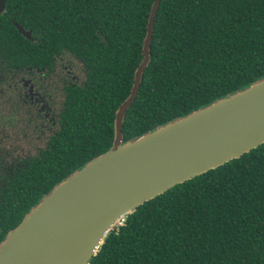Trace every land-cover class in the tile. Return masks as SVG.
I'll return each mask as SVG.
<instances>
[{"label":"trees","instance_id":"obj_1","mask_svg":"<svg viewBox=\"0 0 264 264\" xmlns=\"http://www.w3.org/2000/svg\"><path fill=\"white\" fill-rule=\"evenodd\" d=\"M152 3L6 0L0 44L7 59H15L16 46L25 63H44L67 49L84 63L86 80L66 88L62 126L49 147L0 180V243L42 196L111 147L116 110L143 57ZM15 22L38 42L19 33ZM263 76L264 0H160L123 141ZM119 221L88 264H264V142Z\"/></svg>","mask_w":264,"mask_h":264},{"label":"water","instance_id":"obj_2","mask_svg":"<svg viewBox=\"0 0 264 264\" xmlns=\"http://www.w3.org/2000/svg\"><path fill=\"white\" fill-rule=\"evenodd\" d=\"M5 2L0 0V12ZM159 3L153 0L142 60L115 113L111 147L30 208L0 243V264H88L107 232L135 207L264 142V76L123 141L124 115L149 63Z\"/></svg>","mask_w":264,"mask_h":264},{"label":"flooded vegetation","instance_id":"obj_3","mask_svg":"<svg viewBox=\"0 0 264 264\" xmlns=\"http://www.w3.org/2000/svg\"><path fill=\"white\" fill-rule=\"evenodd\" d=\"M5 10L4 5L0 13ZM17 25L21 26L13 23L25 38L38 42L31 29L21 26L30 32L27 37ZM6 48L0 44V180L13 166L49 147L62 126L66 88L82 86L86 80L84 63L67 49L53 53L44 63H25L20 61V46L15 48L14 60L7 59ZM64 58L68 63L61 75L58 67ZM56 91L61 95L58 108L52 100Z\"/></svg>","mask_w":264,"mask_h":264},{"label":"rangeland","instance_id":"obj_4","mask_svg":"<svg viewBox=\"0 0 264 264\" xmlns=\"http://www.w3.org/2000/svg\"><path fill=\"white\" fill-rule=\"evenodd\" d=\"M67 63H68V60L67 59H63V60H61V63H60V65H59V67H58V72L61 74V75H64V74H62V72L61 71H63L64 70V66L66 67L67 66ZM67 68V67H66ZM52 100H53V102L55 103V107L56 108H58V106H59V104H60V102H61V95H60V93L58 92V91H56L55 92V94H54V96L52 97ZM35 141H33V144H35L34 143Z\"/></svg>","mask_w":264,"mask_h":264},{"label":"built area","instance_id":"obj_5","mask_svg":"<svg viewBox=\"0 0 264 264\" xmlns=\"http://www.w3.org/2000/svg\"><path fill=\"white\" fill-rule=\"evenodd\" d=\"M121 220H123V218ZM121 220L119 221V223L121 222Z\"/></svg>","mask_w":264,"mask_h":264}]
</instances>
